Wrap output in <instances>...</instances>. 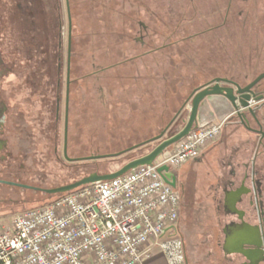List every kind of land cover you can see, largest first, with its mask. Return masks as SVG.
Returning <instances> with one entry per match:
<instances>
[{
    "label": "flooded vegetation",
    "instance_id": "obj_1",
    "mask_svg": "<svg viewBox=\"0 0 264 264\" xmlns=\"http://www.w3.org/2000/svg\"><path fill=\"white\" fill-rule=\"evenodd\" d=\"M203 1L180 0L177 9L168 11L173 14L174 23L162 24L164 27L157 22L156 17L158 20H163V17L154 7L148 9L151 16L148 20L152 23L146 24L139 16L135 17L134 27L131 29L133 47L139 51L140 56L147 57L149 62L154 63L159 56L162 59L168 57L165 54L166 48L176 46L183 57L181 61L193 62L197 69L202 64L198 58L201 48L207 47L213 53L206 57L207 61L211 62V66H208L216 69L213 78H227L239 84L238 80H243L241 86L249 85L264 74V0H206L205 6ZM73 2L0 0V212L14 205L30 204L36 199L34 195L23 192L48 195L44 192L45 189L57 187L47 186L45 178L39 179V176L36 184L29 182L35 175L24 166L22 159L26 160L31 154L27 149L13 144V141H34V128L30 125L33 122L40 124L45 115L48 127L46 130L39 129V132L47 136L48 149H51L50 153L55 160L59 161L61 157L66 166L92 161L87 159V156H73L68 151L73 94L77 85L84 105H89L91 78L99 80L108 65L103 64L92 69L97 64L91 56L89 42L83 45L82 53L78 55L81 59H76L78 64L74 65L76 56L73 55L72 38ZM130 2L132 14H137L138 10L140 13L144 12L143 7L137 6L142 2ZM89 5L90 0H83L84 7L89 9ZM106 5V2H102L97 13L107 14ZM203 7H206L204 12ZM64 30L65 55L61 38ZM156 31H159V35L155 37ZM218 32L223 34L219 37ZM103 61L108 64L118 60L109 61L105 58ZM102 87L98 85L97 88L102 90ZM243 94L250 95L249 103L258 121L255 122L249 112L243 109L242 118H248L244 125L239 123L235 115L227 117L226 123L232 127V132L241 128L244 132L254 135V138L248 141L250 138L246 136L251 147L246 149L245 155L248 157L240 164L243 173L239 178V185L233 186L228 175L224 171L221 173V178L224 176L225 179H219L216 184L213 216L218 219L232 214L235 195L238 191L243 192L242 213L250 221L259 218L264 247V113H261L264 110V76ZM243 94H237L240 100H243ZM259 96L262 98L255 100ZM100 98L103 99L104 94H100ZM181 110L174 114L167 129L177 119ZM214 119L215 115L206 111L197 121L203 123ZM60 128L62 145L59 154L57 140ZM151 143L153 141L138 146L135 150ZM64 147L68 158L79 159L68 160L64 156ZM231 151L236 153V148ZM227 159V155H223V168L228 166L225 163ZM16 165H19V170L15 169ZM230 170L231 173L235 172L234 167ZM175 175L174 189L179 192L181 205L184 206L183 177L178 173ZM209 243L210 238L200 236V247ZM261 264H264V254L261 256Z\"/></svg>",
    "mask_w": 264,
    "mask_h": 264
},
{
    "label": "rangeland",
    "instance_id": "obj_2",
    "mask_svg": "<svg viewBox=\"0 0 264 264\" xmlns=\"http://www.w3.org/2000/svg\"><path fill=\"white\" fill-rule=\"evenodd\" d=\"M73 1L72 38L73 55L76 56L74 65L77 63L76 59L78 61L81 59L78 55L82 53L83 45L89 42L91 56L95 58V64H97L92 69L103 64L108 65V68L102 72L99 80L91 78L89 105H84L83 96L75 85L72 120L69 127V154L89 156L121 152L159 134L174 114L182 109L161 139L178 131L189 115L190 104L185 102L190 92L216 75V69L210 67L211 62L206 59L213 54L212 50L207 47L201 48L198 58L204 66L201 64L198 69L193 62L181 61L183 57L176 46L165 49V54L168 56L165 59L158 55V60L156 59L154 63L149 62L147 57L140 56L139 51L133 47L131 29L134 27V18L137 16L146 24L152 23L148 20L151 17L148 9L151 7H154L163 17V20H158L156 17L162 27H164L162 24L174 23L173 14H169L168 11L177 9L180 0H139L142 4L137 2V6L143 7L144 12L140 13L138 10L139 12L135 15L129 8L132 6L131 0H90L89 9L83 6V0ZM205 1H203L204 6ZM102 2L107 4V14L97 13ZM78 3L79 6H77ZM205 9L206 7H203V12ZM158 33L159 31H156L154 36H158ZM222 34L218 32L217 36L220 37ZM61 38L65 55L66 30L62 31ZM105 58L109 61H118L107 64V61L106 63L103 61ZM238 81L240 84L243 83V80ZM98 85L103 86L102 90H98ZM100 94H104L103 99L100 98ZM261 113H264V110ZM205 123H200L199 126ZM30 126L34 128L35 140L20 143L13 141V144L27 149L31 154L26 160L22 159L24 166L35 175L29 182L36 184L39 179L45 178L44 182L47 186L70 183L94 171L103 173L100 169L104 166H109L112 170L118 169L127 161L145 154L158 143V140H155L150 145L136 150L134 148L115 156L94 159L88 163L85 162L87 164L74 163L66 166L61 157L59 161L53 158L51 149H48L47 136L39 132V129L46 130L48 127L46 115L40 124L33 122ZM246 136L250 138L248 141L254 138V135L244 132L241 128L232 132V127L227 125L222 128L220 141L216 140L207 146L201 159L189 160L179 169L177 168V173L180 172L179 175L183 177L185 189L182 196L184 206H180L177 222L183 221L186 214L187 216L191 214L193 228L211 227L209 220L214 214L213 197L216 184L219 179L221 181L225 179L224 176L221 178L223 171L229 174L231 171L228 169L229 166L223 168V155L233 154L231 153L233 148H236L237 153L247 154L246 149H249L251 145L247 143ZM174 144L167 150H171ZM61 145L60 128L57 140L59 154ZM256 161L259 162V159ZM225 163L231 165L228 160ZM15 169L19 170V165H16ZM221 181L220 184H222ZM23 193L34 195L36 199L30 204L14 205L8 210L1 211L0 215L35 206L51 198L46 194H32L29 191Z\"/></svg>",
    "mask_w": 264,
    "mask_h": 264
},
{
    "label": "built area",
    "instance_id": "obj_3",
    "mask_svg": "<svg viewBox=\"0 0 264 264\" xmlns=\"http://www.w3.org/2000/svg\"><path fill=\"white\" fill-rule=\"evenodd\" d=\"M226 120L192 128L151 164L0 215V264H146L154 249L167 264H186L180 194L157 168L199 158Z\"/></svg>",
    "mask_w": 264,
    "mask_h": 264
},
{
    "label": "water",
    "instance_id": "obj_4",
    "mask_svg": "<svg viewBox=\"0 0 264 264\" xmlns=\"http://www.w3.org/2000/svg\"><path fill=\"white\" fill-rule=\"evenodd\" d=\"M264 74L256 78L252 83L243 87L238 82L227 79V78H212L208 82L195 87L189 94L186 99V104H190V110L188 118L185 124L175 133L169 135L163 139L162 136L166 131L167 127L170 125L171 121L165 126V128L156 136L149 138L145 141L139 142L121 152H117L114 154H91L87 156V159H99V158H106L118 155L122 152L129 151L134 149L138 146H141L147 142L158 140V143L147 153L137 156L121 167L115 170H108L107 172L98 173L96 171L91 172L80 179H77L73 182L68 184L60 185L51 189H45L44 192L47 193L49 196L65 193L71 190H74L80 186H83L88 183H92L99 180L111 179L117 177L128 170L137 167L138 165L143 164H151L156 157L160 154H164L167 148L179 141L183 138L187 133L194 127L199 126L198 117H202L205 115V112L208 111V114L215 115L214 120L206 121L208 122H217L223 118L231 117L235 115L238 118L240 124L244 125L248 118H242V114L244 113L243 109H246L249 112L251 118L257 122V116L253 111L252 107L250 106L249 99L250 95H245L243 93L249 91V87H251L254 83L259 81ZM243 94L241 97L243 100L238 98L237 94ZM262 96L255 98V100L261 99ZM66 131V127H65ZM242 141V140H241ZM64 156L68 160H77L79 158H68L66 155L65 147H64ZM158 172L160 173L162 179L171 185L173 188L175 187V179L176 175L174 171H170L167 165H162L157 168ZM164 171V172H163ZM243 192L238 191L237 194L241 195ZM244 245L248 247V249L253 250V252L257 256V263L261 261V256L264 254V247H263V238L260 229V225L258 228L253 229L246 234ZM243 245V244H242Z\"/></svg>",
    "mask_w": 264,
    "mask_h": 264
},
{
    "label": "crops",
    "instance_id": "obj_5",
    "mask_svg": "<svg viewBox=\"0 0 264 264\" xmlns=\"http://www.w3.org/2000/svg\"><path fill=\"white\" fill-rule=\"evenodd\" d=\"M217 141H220V138ZM206 149L207 147L197 159L203 157L202 155H204ZM228 156L227 160L234 167L235 172H230V174L227 172L226 174L229 180L232 181V185L238 186L240 183L239 178L243 173L240 164L245 161L248 155L236 152ZM231 165H228V169L231 168ZM178 169H174V172L177 173L176 170ZM243 199V193L241 195L236 193L232 214L218 219L212 215L209 220L212 225L207 229L203 227L200 231L193 228L191 214L190 216L186 214L183 221L176 222V233L181 236L184 243L186 264H261V261L257 263V256L253 250L244 245L247 240L245 239L246 234L255 228L257 229L260 222L259 218L250 221L243 215ZM231 221L233 224H231ZM201 235L210 238L208 245L200 247ZM146 264H167V262L165 256L158 249H154Z\"/></svg>",
    "mask_w": 264,
    "mask_h": 264
},
{
    "label": "trees",
    "instance_id": "obj_6",
    "mask_svg": "<svg viewBox=\"0 0 264 264\" xmlns=\"http://www.w3.org/2000/svg\"><path fill=\"white\" fill-rule=\"evenodd\" d=\"M149 150H151V149H149ZM146 153H147V152H146ZM141 155H143V154H141ZM141 155H139V156H141ZM100 170H101V172H107L108 170H112V168L109 167V166H104V167H102Z\"/></svg>",
    "mask_w": 264,
    "mask_h": 264
}]
</instances>
